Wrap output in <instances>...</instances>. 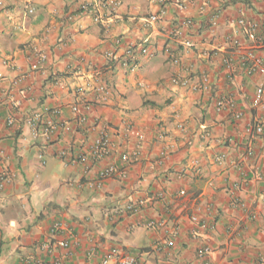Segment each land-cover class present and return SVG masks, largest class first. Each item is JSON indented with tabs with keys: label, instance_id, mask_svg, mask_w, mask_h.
I'll use <instances>...</instances> for the list:
<instances>
[{
	"label": "crops",
	"instance_id": "obj_1",
	"mask_svg": "<svg viewBox=\"0 0 264 264\" xmlns=\"http://www.w3.org/2000/svg\"><path fill=\"white\" fill-rule=\"evenodd\" d=\"M94 1L0 0V264H100L114 249L149 264H200L205 238L211 264H264V98L252 104L264 79L243 67L245 55L264 49V1L182 0V10L175 0H119L108 29L78 15ZM127 47L147 50L131 70L118 60ZM204 77L207 93L170 83L199 86ZM83 83L90 109L80 124L70 106ZM93 84L106 87L105 99ZM219 97L239 120L233 109L216 111ZM41 108L58 110L65 124L50 138L26 125ZM95 122L110 127V161L127 173L99 190L92 184L107 164L76 159L97 137ZM260 124V135L247 133ZM139 139L138 158L122 163ZM127 203L134 211L115 217ZM193 216L209 223L205 235L194 234ZM168 240L172 250L155 251Z\"/></svg>",
	"mask_w": 264,
	"mask_h": 264
},
{
	"label": "built area",
	"instance_id": "obj_2",
	"mask_svg": "<svg viewBox=\"0 0 264 264\" xmlns=\"http://www.w3.org/2000/svg\"><path fill=\"white\" fill-rule=\"evenodd\" d=\"M94 1V0H93ZM264 1V0H263ZM175 6L179 7L180 9H185V3L182 0H175L174 1ZM120 2L119 0H95L94 3H88L85 2L83 4H80V7L78 8V15L83 14H90L92 21L102 26L104 29H108L110 24L113 23L116 16V9L119 7ZM29 13H32V10L29 11ZM163 14V12L159 13V15H152L148 18V23H155L157 22L159 16ZM184 26L187 27V29H191V21L185 20L183 22ZM239 25L243 28H245V22L243 19L239 21ZM262 37L264 38V29L261 31ZM234 47H239V41L234 40ZM116 45L120 44V41L115 42ZM186 46L188 48H192V43H186ZM145 54L147 50L145 48H140V51L137 50L135 47H127L124 49V53L119 60V63L124 68L134 69L136 65V53ZM166 53H170V50L168 47L164 49ZM206 54L203 53V56ZM108 57H113L112 54H108ZM41 59H45V57H41ZM172 62L174 64H177L178 61L176 59H173ZM243 67L245 68L246 72L248 74H254L259 75L264 79V49L260 51L258 54L249 53L245 55V60L243 62ZM19 78V77H18ZM21 79V78H20ZM19 79V80H20ZM15 80L14 85H18L21 83V80ZM170 83L172 86L175 87H181V88H190L193 90H198L201 93H207L208 92V79L206 77L203 78L202 85L199 86H191L189 84V80L186 78H171ZM94 85V84H93ZM91 90V87L83 83L81 85L75 86L73 88V95H74V102L71 104L70 109L73 114L79 115V122L80 124H85L87 122V116L86 113L89 111L90 106L86 102V93H88ZM94 93L103 99L107 97V89L101 84L94 85L92 88ZM264 98V83H262L255 91V94L252 99V104L254 107H258L261 104L262 99ZM215 109L216 111H222L223 109H229V110H235L234 118L236 120H239L241 118V114L239 111L236 110L233 104L225 101L223 98L219 97L216 99L215 103ZM59 111L56 109H47V108H41L40 110L33 111L29 118L26 120V125L29 126L33 131L37 130L38 128H41L43 133L47 137L55 136V134L61 129L65 128V124L57 121L56 118H58ZM55 118V120H54ZM6 126H12L13 120L12 118H7L4 123ZM93 129L98 130L97 137L93 138L90 142V145L85 149L84 152L77 155L76 159L80 164L88 165V164H107L96 171V179L94 183L92 184V187L94 189H101L102 186L105 184L106 181L114 178H119L121 180H125L126 178V171L125 167H118L116 164H114L110 159L115 153L114 150V144L112 141V138L110 136V127L108 125L102 124L100 122H95L92 126ZM180 129L183 130V127L180 126ZM254 131L255 134L260 135L263 132V125H257L253 127V129L249 128L247 130L248 134H251ZM201 138L203 140H207L211 138V133L207 130H203V133L201 135ZM142 147V139H139L135 146L133 147V150L130 152V155L122 154L120 156V160L122 163H129L131 159H136L139 156L140 149ZM247 155H251V152H248ZM225 160L224 155H219L215 158V162H222ZM7 183L6 177L3 175H0V189H2L5 184ZM238 184H233L231 190L237 191L239 190ZM232 205L236 208H242L244 204H242L238 200H234ZM136 206L131 203H127L123 210H119L116 212L115 217L119 216L123 211L129 212L134 211ZM191 223L195 226V232L194 234H198V231L203 233L204 235L207 233V231L210 228V225L207 221L201 220L196 216H193L190 218ZM154 222L149 223V226H153ZM63 230L62 225L59 222H54L52 225V232L54 234H60ZM65 244H63V247ZM173 240H168L164 242V246L155 244V251L158 253H163L166 249L168 251L172 250L174 247ZM166 248V249H165ZM167 251V252H168ZM212 252V247L210 244V240L208 238H205V241L203 240V243L201 247L197 251V259L200 262V264H211L209 261V254ZM59 264V263H55ZM100 264H149L145 261L143 255H134L125 253L124 251H121L120 249H114L110 253H108L107 256H105Z\"/></svg>",
	"mask_w": 264,
	"mask_h": 264
},
{
	"label": "trees",
	"instance_id": "obj_3",
	"mask_svg": "<svg viewBox=\"0 0 264 264\" xmlns=\"http://www.w3.org/2000/svg\"><path fill=\"white\" fill-rule=\"evenodd\" d=\"M136 55H137V53H136Z\"/></svg>",
	"mask_w": 264,
	"mask_h": 264
}]
</instances>
